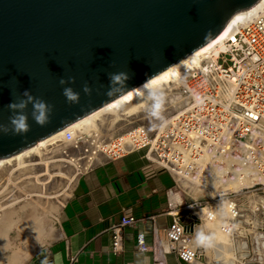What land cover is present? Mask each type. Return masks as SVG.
<instances>
[{"label":"built area","instance_id":"obj_1","mask_svg":"<svg viewBox=\"0 0 264 264\" xmlns=\"http://www.w3.org/2000/svg\"><path fill=\"white\" fill-rule=\"evenodd\" d=\"M177 86L179 110L162 131L151 134L147 127L137 126L111 138L96 130L65 129L52 146L67 145L73 154H64L81 167L80 173L99 161L143 151L176 183L197 182L203 193L212 188V180L234 179L236 171L239 179L251 183L236 191L202 195L205 200L184 208L187 215L174 216L164 230L165 241L182 264L200 260L202 250L194 247L191 237L199 222L196 214L204 211L205 220L214 219L211 204L219 200L223 212L217 224L230 237L235 264H264V7L239 24L222 47L183 69ZM197 95L203 104L197 103ZM136 222L127 213L111 226L114 254L121 251L123 228ZM136 242L139 251H147L143 233L137 234Z\"/></svg>","mask_w":264,"mask_h":264},{"label":"water","instance_id":"obj_2","mask_svg":"<svg viewBox=\"0 0 264 264\" xmlns=\"http://www.w3.org/2000/svg\"><path fill=\"white\" fill-rule=\"evenodd\" d=\"M260 1L0 0V123H9L7 105L25 90L53 105L47 125L32 119L29 104L30 131L0 133V160L123 96L106 95L110 73L127 72V90L135 89L208 44L232 17ZM68 77L75 83L60 85ZM85 83L91 95L83 92ZM64 87L80 93L78 104L67 102ZM187 230L193 231V223Z\"/></svg>","mask_w":264,"mask_h":264},{"label":"crops","instance_id":"obj_3","mask_svg":"<svg viewBox=\"0 0 264 264\" xmlns=\"http://www.w3.org/2000/svg\"><path fill=\"white\" fill-rule=\"evenodd\" d=\"M178 186L143 151L95 163L76 178L59 210L54 238L28 264L45 259L48 264H141L144 257L147 264H180L164 237L184 201L180 193L181 203L171 205ZM127 213L137 222L123 228L121 251L114 254L110 228ZM139 233L144 234L146 252L138 250ZM233 250L231 243L232 256Z\"/></svg>","mask_w":264,"mask_h":264},{"label":"rangeland","instance_id":"obj_4","mask_svg":"<svg viewBox=\"0 0 264 264\" xmlns=\"http://www.w3.org/2000/svg\"><path fill=\"white\" fill-rule=\"evenodd\" d=\"M166 95L165 115L169 122L170 118L179 110L180 100L175 94L166 93ZM173 103L177 104L173 105ZM146 107L140 113L114 123L111 122V116L110 118L108 116L100 117L97 121L99 125L92 130L112 138L134 127L145 126L151 134H155L160 129L153 127V121L147 116ZM53 147L48 148L53 150V155L51 152L48 154V157H52L42 161L44 164H40L41 169L32 168L24 174L21 172L19 174V170L14 172L15 167L9 165L11 167L9 170L0 172V233L5 236L6 242V249L0 253V264H14L10 261L13 252H18L32 242L33 232L24 225L28 221L38 223L37 226L41 230V238L44 244L22 264H28L29 260L54 238L59 210L82 169L64 154L65 151L71 153L67 145L58 143ZM60 159L67 160V162H61ZM183 183H180L177 189L184 198L183 203L177 208L180 216L188 214L184 208L195 200L201 201L206 199L202 198L203 196H211L212 190L209 188L210 190L203 193L201 185L198 186L197 182H185L188 187L187 184L185 186ZM218 201L216 200L211 204L213 212L216 211L215 213L217 210L223 212L222 205L218 206L217 204ZM207 223L208 220L202 217L197 222L199 225H196V231L205 229L211 232ZM22 225L23 227H21ZM225 239L231 248L230 237L227 234H225ZM214 248H204L205 252H203L205 260L207 259L211 263L214 260Z\"/></svg>","mask_w":264,"mask_h":264},{"label":"bare ground","instance_id":"obj_5","mask_svg":"<svg viewBox=\"0 0 264 264\" xmlns=\"http://www.w3.org/2000/svg\"><path fill=\"white\" fill-rule=\"evenodd\" d=\"M262 7H264V0H261L252 9L244 11L232 17L231 21L229 22L227 27L224 29V31L220 33L217 37H215L212 41H210L208 44L201 47L200 49H198L191 55L182 59L181 61H179L172 67L168 68L164 72L155 76L152 80L153 86L162 87L166 93H171L173 95L178 94L179 88L177 86V83H178L179 73L185 68L198 65L203 55L209 54L212 51L217 50L219 47H222L225 39L232 35V33L238 27V25L244 24L247 21H249ZM175 104L173 103V105ZM145 107H146V103L141 101L136 96L135 90H131L130 92L114 100L113 102H111L104 108L100 109L99 111L72 124L67 129L73 130V131H77L81 129L92 130L94 128H97V125H99L97 121L100 119V117L103 118V116H108V118H110L111 116L112 117L111 122L114 123V122L122 120L123 118H127V117L140 113ZM159 131H162V130H159ZM62 133L63 132L58 133L46 140H43L37 143L34 147L12 158H9L6 160H0V172L9 170L11 168L10 166L15 167L13 169L14 172L16 170H19L18 172L19 174L20 172L24 174L27 170H31L32 168L41 169L40 164H44V162L42 161L52 157V156L48 157V154L50 152L53 155V150L52 149L49 150L48 148L53 147L52 145L59 141V138ZM59 161L67 162V160H64V159H60ZM50 162H53V161H50ZM28 166H31V167L29 168ZM233 173L235 175L234 179H230L226 181V180H221L220 178H217L210 182V184L212 185L211 196H214V194L219 190L236 191L242 188L243 186H247L248 184L251 183L249 180L239 179L238 173L236 171L233 170ZM183 184L185 185L187 183L184 182ZM187 187H188V184H187ZM170 200H171V205L173 207L176 204L181 203L182 199H181L180 192H177V191L172 192L170 196ZM203 212L204 211H200L199 213L196 214L199 220L203 217L202 215ZM215 212H214L215 218L209 220L207 223L208 229L212 233H215V235L217 236L216 247L214 248V252H213L214 260L212 262H215L216 264H235V261L233 260L232 253L229 248V242L227 243L224 232L219 229L218 224H217L220 211L217 210V213ZM24 225L28 229H30V231L33 232L32 242L26 245L24 248L20 249L18 252H13L12 258L10 259V261L14 264H22L23 262L28 260V258L44 244L41 238V230L37 226L38 223L28 221ZM21 227H23V225ZM196 227H195V231H196ZM191 237L194 239V234H192ZM193 244H194V247L203 249L201 251L202 257L200 258V260H197L194 264H213L209 262L207 259L205 260L204 258L205 254L203 253L205 252L204 248L197 246L195 244V240H193ZM4 249H6L5 236L3 235V233L2 234L0 233V253L1 251H4Z\"/></svg>","mask_w":264,"mask_h":264},{"label":"clouds","instance_id":"obj_6","mask_svg":"<svg viewBox=\"0 0 264 264\" xmlns=\"http://www.w3.org/2000/svg\"><path fill=\"white\" fill-rule=\"evenodd\" d=\"M208 35H211L209 32ZM131 77L127 72H115L109 74V87L106 95L111 98L126 94L127 81ZM153 77L148 78L142 85L132 89L135 90L136 96L146 103L147 116L153 121V127L164 130L167 127L168 120L165 115L167 105V95L162 87H154L152 83ZM60 85H68L75 83V77H68L67 80L61 78ZM83 92L91 95L92 88L87 83L83 86ZM63 95L70 104H78L80 101V93L76 92L72 87H64ZM196 101L198 104H203L204 100L197 95ZM32 105L31 117L40 126H45L50 123V117L53 112V105L47 103L43 99L34 97L29 90H25L21 96L11 101L7 108L11 111L9 123H0V133L8 134L11 132L14 135H24L30 131L29 116L25 109L28 105ZM195 244L203 248L216 247L217 236L215 233L200 229L194 233ZM42 264H48L45 259ZM141 264H147V257H144Z\"/></svg>","mask_w":264,"mask_h":264}]
</instances>
